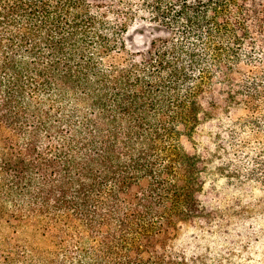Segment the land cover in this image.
Here are the masks:
<instances>
[{
    "label": "trees",
    "instance_id": "trees-1",
    "mask_svg": "<svg viewBox=\"0 0 264 264\" xmlns=\"http://www.w3.org/2000/svg\"><path fill=\"white\" fill-rule=\"evenodd\" d=\"M138 12L191 43L107 63ZM206 128L264 196V0H0V264H194Z\"/></svg>",
    "mask_w": 264,
    "mask_h": 264
},
{
    "label": "rangeland",
    "instance_id": "rangeland-1",
    "mask_svg": "<svg viewBox=\"0 0 264 264\" xmlns=\"http://www.w3.org/2000/svg\"><path fill=\"white\" fill-rule=\"evenodd\" d=\"M152 17L147 12L135 14L123 33L125 49L111 54L106 62L138 63L158 44H186V40L191 43L193 38H182L180 26L168 28ZM209 129L201 133L203 139L196 136L192 148L200 155L208 150L209 156H217L214 161L208 157L202 215L183 226L172 248L194 264H264V196L257 184L241 185L226 180V170L219 166L217 144L211 150L206 146L205 131Z\"/></svg>",
    "mask_w": 264,
    "mask_h": 264
}]
</instances>
